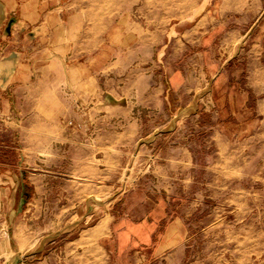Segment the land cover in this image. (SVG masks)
I'll return each instance as SVG.
<instances>
[{
	"label": "rangeland",
	"instance_id": "1",
	"mask_svg": "<svg viewBox=\"0 0 264 264\" xmlns=\"http://www.w3.org/2000/svg\"><path fill=\"white\" fill-rule=\"evenodd\" d=\"M216 1H207V9L216 3L218 9L221 0ZM47 2L52 9L56 4L68 6L61 14L63 23L77 11L79 26L83 19L87 27L90 18L89 27L101 40L110 35L111 42L123 44L99 54H106L101 59L120 58L123 67L114 69L112 78L101 72L95 81L78 86L66 82L64 69L45 71L32 83L14 88V101L5 98L0 104V187L18 186L15 206L6 204L13 192L0 190V221L11 216L25 264H264L262 5L224 14L222 26L202 27L195 33L196 43L205 42L203 33L211 27L213 37L208 35L207 45L193 47L184 32L193 27L190 20L206 0ZM25 17L31 15L18 12L12 26H21ZM32 18L37 21L39 15ZM190 53L198 64L193 80L182 94L171 97L176 106L194 101L200 108L199 115L186 117L175 140H188L197 164L191 190H186L190 200L186 197L180 207L191 213L185 241L158 256L142 249L121 255L112 241V254L106 253L93 232L105 211L103 204L120 216L129 208L125 195L141 186L157 190L153 169L159 159L153 143L144 142L113 151L106 160L98 159L102 152L89 158L104 121H119L108 119L105 103L129 70L158 75L166 85L169 72L186 66L184 57ZM196 90L201 95L195 100ZM172 111L141 110L139 115L152 131L167 126ZM22 198L25 203L20 204ZM133 203V212L144 209L138 201Z\"/></svg>",
	"mask_w": 264,
	"mask_h": 264
},
{
	"label": "crops",
	"instance_id": "2",
	"mask_svg": "<svg viewBox=\"0 0 264 264\" xmlns=\"http://www.w3.org/2000/svg\"><path fill=\"white\" fill-rule=\"evenodd\" d=\"M207 1L209 0H206L200 12L196 13L197 16L190 20V26L193 27L184 32L185 36H189L186 41L190 46L207 45L206 39L208 35L213 37L210 31H214L215 28L211 27L203 33L204 43L195 42V33L201 31L204 26H222L221 20L224 14L231 11L242 13L246 7L250 10L255 4L262 5L260 15L264 14V0H253V3L248 0L246 2L221 0L218 9L217 3L215 7L210 6L207 9ZM47 5V0H0V104L6 100L5 98L14 101V88L32 83L45 71H52L55 68L64 69L66 82L71 86H78L95 81L97 74L101 72L112 78V74L115 75L112 73L113 70H118L119 66L123 67L120 58L114 60L115 56L110 55L101 59L100 57L106 54L99 55L108 47L118 45L120 47L123 44L111 42L110 35L108 39L101 40L96 35L95 28L89 27L93 26L90 18L87 27L84 26L83 19L82 26H79L77 11L71 12L68 22L63 23L61 14L64 10L69 11L68 6L56 4L52 9ZM225 5L228 8L226 10ZM38 8L40 12L37 11ZM18 12L29 14L31 18L25 17L21 26H12ZM37 15L39 20L35 21L36 19L32 17ZM36 22L39 23L35 24ZM106 28L109 32L113 30V26ZM16 31L19 32V39L13 36ZM60 31L63 34L54 43V37ZM80 50L84 52L81 53ZM194 58L192 53L185 56L187 65L172 69L167 75L166 85L163 81L161 83L158 75L129 70L119 79L116 94L111 95V100L105 103L108 119L119 121L114 124L111 121H104L102 131L94 139L96 144L94 155H90L89 158L95 157V153L102 152L98 159L106 160L112 157L113 151L128 150L129 146L144 142L150 145L153 143L152 150L159 159L153 169L159 181L157 190L149 191L141 186L125 195L130 200L129 208L120 216L112 213V210L103 204L105 211L93 227V232L96 233V239L106 253L109 250L112 254L110 248L112 241L121 255L142 249L149 250L155 256L174 250L185 241L186 221L191 213L186 211L188 207L181 208L187 199L190 200V197L186 196V190H191L192 170L197 164L195 154L187 143L188 140L182 142L175 140L186 117L199 115L200 108L194 101L185 106L182 104L176 106L172 104L171 97L180 92L182 94L189 88L193 80L192 70L194 68L196 71L198 66V64L194 65ZM108 70L110 72H106ZM199 95L201 92L196 90L193 95L195 100ZM141 110L158 113L175 110V114L167 126L162 124L159 125L163 127L162 129L147 131L146 123L139 115ZM179 175L180 178L177 177ZM17 189L18 186L14 184L0 187L4 192H13L7 195V205L17 204ZM134 201H138L144 207L140 213L133 212ZM23 203L25 200L22 198L20 204ZM188 204L191 205L190 201ZM12 222L11 216L0 221V264H25L26 255L21 252L20 246L17 247V236L12 231Z\"/></svg>",
	"mask_w": 264,
	"mask_h": 264
}]
</instances>
